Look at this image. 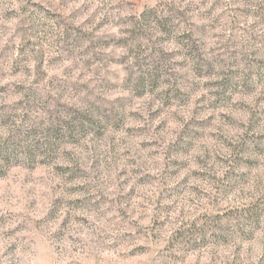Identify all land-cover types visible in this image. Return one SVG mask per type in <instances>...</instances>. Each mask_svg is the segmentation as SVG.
Instances as JSON below:
<instances>
[{"label": "rangeland", "instance_id": "rangeland-1", "mask_svg": "<svg viewBox=\"0 0 264 264\" xmlns=\"http://www.w3.org/2000/svg\"><path fill=\"white\" fill-rule=\"evenodd\" d=\"M0 264H264V0H0Z\"/></svg>", "mask_w": 264, "mask_h": 264}]
</instances>
